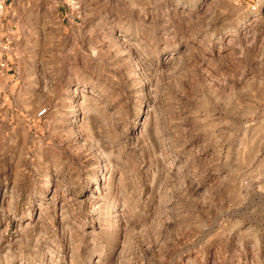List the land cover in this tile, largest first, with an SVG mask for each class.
Here are the masks:
<instances>
[{"label":"rangeland","instance_id":"obj_1","mask_svg":"<svg viewBox=\"0 0 264 264\" xmlns=\"http://www.w3.org/2000/svg\"><path fill=\"white\" fill-rule=\"evenodd\" d=\"M63 1L0 29V264H264V0Z\"/></svg>","mask_w":264,"mask_h":264},{"label":"crops","instance_id":"obj_2","mask_svg":"<svg viewBox=\"0 0 264 264\" xmlns=\"http://www.w3.org/2000/svg\"><path fill=\"white\" fill-rule=\"evenodd\" d=\"M6 8L5 11L3 13V15L1 16V26L5 28H7V26H10V9L12 4L14 3V0H6Z\"/></svg>","mask_w":264,"mask_h":264},{"label":"built area","instance_id":"obj_3","mask_svg":"<svg viewBox=\"0 0 264 264\" xmlns=\"http://www.w3.org/2000/svg\"><path fill=\"white\" fill-rule=\"evenodd\" d=\"M60 1L66 3L63 0H60ZM66 4L69 5L68 3ZM6 5H7L6 0H0V29H1V16L3 15L5 11Z\"/></svg>","mask_w":264,"mask_h":264}]
</instances>
